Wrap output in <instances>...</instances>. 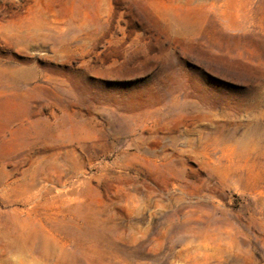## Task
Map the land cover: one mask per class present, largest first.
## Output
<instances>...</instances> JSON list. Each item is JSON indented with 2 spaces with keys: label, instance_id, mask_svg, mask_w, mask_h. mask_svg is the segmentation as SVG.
I'll list each match as a JSON object with an SVG mask.
<instances>
[{
  "label": "rangeland",
  "instance_id": "374dc122",
  "mask_svg": "<svg viewBox=\"0 0 264 264\" xmlns=\"http://www.w3.org/2000/svg\"><path fill=\"white\" fill-rule=\"evenodd\" d=\"M0 264H264V0H0Z\"/></svg>",
  "mask_w": 264,
  "mask_h": 264
}]
</instances>
